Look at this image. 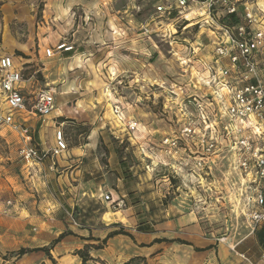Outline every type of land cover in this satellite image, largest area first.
<instances>
[{"label":"rangeland","instance_id":"rangeland-1","mask_svg":"<svg viewBox=\"0 0 264 264\" xmlns=\"http://www.w3.org/2000/svg\"><path fill=\"white\" fill-rule=\"evenodd\" d=\"M88 2L91 6L84 11L76 4L69 8L66 0H0V14L3 12L5 17L6 39L0 35V48L4 52L8 38L12 37L21 43L47 41L45 50L63 41H74L77 47L90 40L89 46L78 51L77 61L67 62L56 55L44 58L36 45L31 54L14 51L16 57L29 59L25 76L32 79L33 88L54 89L57 104L70 107L67 115L60 116L59 109L54 112L55 125L62 126L69 147L84 145L92 130L100 128L101 173L113 169L106 190L111 191L114 202L105 200V188H98L89 201L71 204L60 186L47 183L48 192L61 197L60 200L56 197L58 217L89 229L103 228L117 219L121 222L111 225L114 230L124 227L137 241L148 239L143 235L148 233L139 232L138 226L154 230L161 226L158 231L161 237L179 235L183 240L193 241L194 248H206L211 243L217 249L218 264H239L243 253L264 264L261 262L264 247L257 234L264 229V223L252 233L253 224L247 216L258 187L245 184L233 157L220 153L215 157L213 169L201 177L186 170L177 175L173 171L176 160L162 146V140L177 132L182 123L175 116L179 115V104L184 98L179 87L189 86L190 78L183 73L180 60H186L190 50L198 45L199 53L210 50L207 47L210 32L200 26L198 11L193 8L186 12L183 16L190 20H185L159 17L155 11L159 0ZM258 3L264 9V0ZM114 14L119 17V26L108 22ZM69 84L68 94L61 95V88ZM173 93L180 97L177 99ZM115 103L123 106L126 121L130 119L137 124L135 130L123 127L114 117ZM76 106L81 107L83 114L78 119L84 120H76L73 114ZM2 133L0 203L12 200L15 205L23 193L39 199L36 188L28 186V173L15 136L11 132ZM76 165L70 162L68 166H58L59 173L70 172L72 180L71 172ZM119 199L125 202L122 208L117 206ZM124 246V242L119 243V249ZM176 252L167 250L163 263L167 264Z\"/></svg>","mask_w":264,"mask_h":264},{"label":"built area","instance_id":"built-area-1","mask_svg":"<svg viewBox=\"0 0 264 264\" xmlns=\"http://www.w3.org/2000/svg\"><path fill=\"white\" fill-rule=\"evenodd\" d=\"M193 8L198 11L200 26L210 32V50L199 53L198 45L186 60H180L183 73L190 78L189 86L179 87L184 98L175 116L182 123L177 132L162 140V146L176 160L173 171L177 175L186 170L201 177L213 169L220 153L231 155L245 184L258 187L247 213L253 233L264 223V9L258 0H159L155 11L159 17L190 20L183 15ZM74 49V44L63 41L46 49V56ZM15 59L14 55H0V133L9 130L17 135L21 160L30 167H41V178L47 184L45 160L49 158V169L55 170L57 157L69 145L58 128L56 147L44 150L35 141V130L26 115L46 122L56 109V92L37 87L27 95L21 87L28 80L27 68ZM112 113L126 128L136 129L135 122L126 121L121 104L115 103ZM105 200L114 202L110 193ZM116 203L125 206L122 199ZM7 205L12 206L13 201L8 200ZM240 257L239 264H261L244 253Z\"/></svg>","mask_w":264,"mask_h":264},{"label":"crops","instance_id":"crops-1","mask_svg":"<svg viewBox=\"0 0 264 264\" xmlns=\"http://www.w3.org/2000/svg\"><path fill=\"white\" fill-rule=\"evenodd\" d=\"M72 1L73 0H66L67 3H70L69 8L75 7L74 4H76V7H82L84 11H87V9L89 10L91 6L89 5L88 0H75L76 3H71ZM119 12L121 11H118V13ZM121 18H124V16H121ZM4 19L5 17L3 16L2 12V15L0 14V35L2 39H6V30L3 26ZM118 20L119 17L115 14L110 15L108 18V22H112L113 24L119 26L120 23ZM8 37L12 36L9 35ZM47 43V41L46 43H42V41H40L37 44L36 40L33 42L29 40L26 43H21L17 42L14 37L11 39L8 38V46L4 47L2 44V47H4V50L6 51L4 52L0 48V55H14V51L16 50L25 54H31V48L33 45H36V48H39V53L44 58H50L46 56L45 45ZM69 43L74 44L75 49L73 51L57 52L55 54L56 56L61 57V59L64 58V60L67 62L71 60L77 61V58L79 57L78 55H80L77 54L79 53L78 51H83L84 46H89L90 40L86 39L84 43L82 42L78 44L77 47L74 41ZM81 55H84V52H82ZM15 58L16 62L18 63H24L27 65L29 62V59H25L22 55L19 57L15 56ZM21 87L27 95L32 94V89H35V87L33 88V82L31 78H28L26 82L22 83ZM69 89L70 84L63 86L61 88L60 94H68V91L66 90ZM58 109L60 116L67 115L70 112V107L67 104H61L60 106L57 104L54 112ZM54 112L50 115V117H48L46 122H42L38 117L26 115L28 124L35 130V141L46 151L56 147V131L58 128H62L60 125H55L56 121H54V118H56V116L54 115ZM73 114L76 116V120H84L78 119L83 117L80 106H76L74 108ZM120 124L125 127V124ZM52 126L54 127L53 129H51ZM100 130V128H94L84 145L69 147L68 151L57 157V168L55 170L49 169V165L51 164L49 158L46 159L43 164L44 170L47 173V183L50 184V186L53 185L56 188L60 186L64 190L65 196L68 197V202L71 204L87 202L90 198H93V196L97 194L98 188L100 190L105 188L106 190L110 186L109 175H111L110 172H112L113 169L110 168L108 173H101L102 165L100 164L98 158V142L101 136H103V133L99 132ZM3 131L10 132L9 130ZM3 131L0 133L1 136H4L2 133ZM13 135L15 136L18 143L17 135L15 133H13ZM70 162L71 164L74 162L77 163L75 169L71 172L72 180L69 178L70 172L65 173L64 170H62V173H59L60 168L58 167L64 165L68 166L70 165ZM23 166L26 168V172L28 173V186H30L32 189L36 188L37 192L39 193V199L34 200L31 198L33 195H27L23 193L20 194V199L18 201L16 200L17 202L15 205L8 207L6 202L0 203V264H41L42 262L53 264L43 251L29 252L22 257H17L16 253L21 248L34 249L50 246L53 240L58 238L60 234L67 230L73 231L76 235H68L63 238L51 250V254L56 260V264H82V259L78 254H76V252L82 250L86 245L98 246L102 244V241L107 237L109 232L114 230L111 225L121 221L116 219L112 222V224H105L103 228L100 229L81 228L66 223L62 217H58L60 212L56 211L59 208L56 197L58 196L59 200L61 197L58 194L55 197L54 194H50L48 192L46 189V184H44L41 178V167H30L24 164V162ZM107 193L111 194V191L108 190ZM122 197H125V195H122ZM6 210L7 212H5ZM124 214L126 213L124 212ZM99 220L101 219L99 218ZM160 227L161 226L155 227V230L152 234H143L144 236H147L148 239H143L142 241H137L136 238V242H134L127 236L117 235L108 239L106 244L100 249H95L92 247L90 249V254L93 260L90 263L125 264L134 257L142 256L145 257L150 264H164L166 263L164 259L166 256H168L167 250L177 251L173 258L168 259L167 264L219 263L218 257L216 255L217 249L215 247H212L206 251L198 252L195 250L193 245H186L177 242L152 244L156 238H164L161 237L158 232ZM176 238L183 239V237H180L179 235H175L169 239ZM120 242L125 243V246L122 249H119ZM190 242L192 243L193 241L190 240ZM141 244H147L148 246H140ZM209 246H211V243L208 245V247ZM212 250H214V252Z\"/></svg>","mask_w":264,"mask_h":264},{"label":"trees","instance_id":"trees-1","mask_svg":"<svg viewBox=\"0 0 264 264\" xmlns=\"http://www.w3.org/2000/svg\"><path fill=\"white\" fill-rule=\"evenodd\" d=\"M201 1H204V0H201ZM138 231L139 232H143V233H153L154 229H151V227H149V226L144 227L143 225H140V226H138ZM257 234H258L260 243L264 247V229L259 230ZM68 235H76V234L73 231H71V230H67V231L63 232L62 234H60L58 238L53 240L50 246L41 247V248H34V249L21 248L16 253V256L17 257H22L23 255H25V254H27L29 252L43 251L49 257V259L52 261V263L56 264V260L53 258L52 254H51V250L55 247V245L58 242H60L63 238H65ZM117 235L128 236L132 240H135L133 234L128 232L127 230H125L124 227H121L120 229H115V230L109 232L107 237L102 241V244H100L98 246L86 245L82 250H79V251L76 252V254H78L81 257L82 264H91L90 262L93 260V258H92L91 254H90V249L92 247L95 248V249H100L106 244L108 239H110V238H112L114 236H117ZM90 239H92V238H90ZM164 242L165 243L177 242V243H181V244L192 245V243H190V242H188L186 240L180 239V238H176V239L156 238L152 242V244L153 243H164ZM141 246H148V245L147 244H141ZM210 248H212V247L211 246L206 247V248L195 247V250L198 251V252H202V251H206V250H208ZM41 264H47V263L42 262ZM125 264H150V263L147 261V259L145 257L137 256V257H134V258L130 259Z\"/></svg>","mask_w":264,"mask_h":264},{"label":"bare ground","instance_id":"bare-ground-1","mask_svg":"<svg viewBox=\"0 0 264 264\" xmlns=\"http://www.w3.org/2000/svg\"><path fill=\"white\" fill-rule=\"evenodd\" d=\"M192 14L188 15V17H190ZM110 90H107V92H109Z\"/></svg>","mask_w":264,"mask_h":264}]
</instances>
